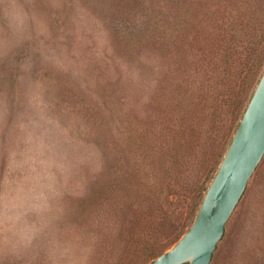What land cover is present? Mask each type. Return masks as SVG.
<instances>
[{"label": "rangeland", "instance_id": "rangeland-1", "mask_svg": "<svg viewBox=\"0 0 264 264\" xmlns=\"http://www.w3.org/2000/svg\"><path fill=\"white\" fill-rule=\"evenodd\" d=\"M232 15L245 64H217L219 107L190 82ZM263 70L264 0H0V264H144L170 249ZM210 264H264V156Z\"/></svg>", "mask_w": 264, "mask_h": 264}, {"label": "water", "instance_id": "water-1", "mask_svg": "<svg viewBox=\"0 0 264 264\" xmlns=\"http://www.w3.org/2000/svg\"><path fill=\"white\" fill-rule=\"evenodd\" d=\"M263 156L264 71L192 225L148 264H210Z\"/></svg>", "mask_w": 264, "mask_h": 264}, {"label": "trees", "instance_id": "trees-1", "mask_svg": "<svg viewBox=\"0 0 264 264\" xmlns=\"http://www.w3.org/2000/svg\"><path fill=\"white\" fill-rule=\"evenodd\" d=\"M232 16L233 17H231V18L229 17V19L227 20L228 22L227 21L225 22L226 25H225V23H224V25H222V28L224 30V38L227 36V34L231 36L227 41H225L224 44L221 43V44H223L221 46V48H223V52L219 51L218 56H216V54L210 56V59L207 61V63L205 61V63L202 66H200V70H198L197 68H193L195 70V72H197V73L203 72V75H202L203 80L202 79L198 80V78H197L196 80L193 79L190 82L191 86H192V84L194 85L193 89L195 91H196V88H197V90L202 88L204 90V91H202L203 93H205V89L209 90L210 92H206V94L205 95L203 94V95L205 97L208 95L210 97L212 96L213 99L215 98V102L217 103V105L219 107H223V106L227 105V103H224V100H223L224 98H223L222 94H220V92L217 91L219 89V85H221V86L224 85L227 82V80L225 78H224V80L221 78V72L218 73V67L219 66L217 64L219 62H221V65L224 68H228V69L238 67V72H239L238 74H242V72H243L242 65L245 64V62L243 61L242 58H235V56H234V54H237L240 52L238 50V47L240 45L234 44L231 42L232 41H243V34L246 33L245 32L246 28H245L244 23L237 20V18L234 17V15H232ZM224 26L226 29H224ZM261 62H262V59L260 58L259 60L255 61L252 65H250L251 68H249L248 73L250 72L251 74L247 75L248 73H245L242 75V80H244L245 78L247 79V80H244V85L240 89V94L242 95V97H243V94H245V95L247 94V89L249 88V86H251V82H253V79L257 75L258 70H259L260 66L262 65ZM207 70H209V72ZM263 71H262V73H263ZM262 73H261V75H262ZM261 75H260V77H261ZM258 81H256V86H257ZM255 87H254L253 91L255 90ZM253 91L250 95V98L253 94ZM201 96H202V94H201ZM204 96H203V98H204ZM250 98H248V102L246 103V106L244 107V109H241V106L243 104L241 98H240V100L238 99L236 106L234 105V107H232V112H234V114H235V112L237 114H239V113H241V110H242V113L240 115V121H241V118L245 112V109H246V107L250 101ZM208 100L209 99L205 98V99H203V102H206ZM240 121H239V123H240ZM192 122H193V118L191 120V124H192ZM239 123H238V125H239ZM238 125L236 126V129H237ZM236 129H235V131H236ZM234 134H235V132H234ZM224 155H225V153H224ZM222 160H223V158H222ZM222 160L220 161V164H221ZM220 164H219V166H220ZM219 166H218V168H219ZM217 170L218 169H216V172H217ZM166 172H167V167H166ZM207 189H206V191H207ZM204 196H205V194H204ZM203 198H202V201H203ZM202 201H200V205L197 209V212L201 206ZM168 203H169V201H168ZM170 203H172V202L170 201ZM198 203H199V201H198ZM197 212H196V215H197ZM183 234L184 233H181L178 235V237L176 238V242L182 237ZM166 250L167 249H159L158 247L150 249L149 252L147 253L146 257H143V259L145 260L144 264H148L152 259L156 258L157 256H159L160 254H162Z\"/></svg>", "mask_w": 264, "mask_h": 264}]
</instances>
